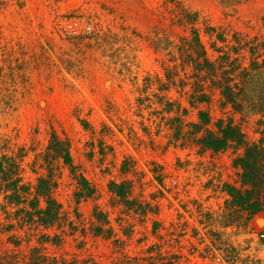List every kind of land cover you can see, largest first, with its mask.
<instances>
[{
	"label": "rangeland",
	"instance_id": "obj_1",
	"mask_svg": "<svg viewBox=\"0 0 264 264\" xmlns=\"http://www.w3.org/2000/svg\"><path fill=\"white\" fill-rule=\"evenodd\" d=\"M179 9L197 15L211 59L227 51L245 62L251 47L264 58V0H0V86L14 99L11 107L0 102V158L18 164L16 195L0 192V264H35L39 255L45 264H116L121 253L132 264H264V211L261 224L226 208L227 187L240 186L233 161L243 147L212 151L176 132L180 125L187 134L207 110L209 129L230 121L247 143L264 145L263 118L253 107L223 104L217 92L210 103H191V69L176 59L190 35L176 22ZM165 101L174 103L168 112ZM52 131L68 141L73 170L58 157L43 161ZM127 158L134 174L120 172ZM48 168L58 204L50 226L38 220L46 204L35 195ZM123 180L135 185L127 206L108 190ZM94 208L107 213L109 238L95 234Z\"/></svg>",
	"mask_w": 264,
	"mask_h": 264
},
{
	"label": "trees",
	"instance_id": "obj_2",
	"mask_svg": "<svg viewBox=\"0 0 264 264\" xmlns=\"http://www.w3.org/2000/svg\"><path fill=\"white\" fill-rule=\"evenodd\" d=\"M176 22L185 28L189 26L190 31L189 37H184L182 43L178 45V57H176V59L180 60L183 67L191 69L190 74L185 76L186 83H193V90L190 94L192 98L191 103L195 102L196 105L199 103H210L213 95L217 92L222 97L223 104H229L234 109H241L246 106L248 108H255L258 111L257 113L261 115V119L263 118L260 122L264 123V58L257 59L258 55L253 53L254 47H251L249 48V52L251 51L253 56L245 62L239 59L238 54L236 57L230 58L227 51L213 60L207 54V49L201 41L199 30L195 27V24L198 22L197 15L195 13H188L184 9H179V18H177ZM205 32L208 35H212L211 33L213 30L210 27H206ZM215 34V40H224L221 33ZM243 45L244 43L239 45L240 50L243 48ZM210 48L213 51H219L221 47H217L216 49L212 42ZM240 50L234 47L236 53ZM171 72L172 70L169 71L170 74ZM169 77L170 75L167 73V78ZM195 83H199L197 89H195ZM203 83H210L211 85L205 89ZM167 85L171 84L166 83V86L164 85V90L169 89ZM207 89L210 92L207 93ZM2 90L7 89L0 86V102L6 107H11L14 101L12 94L2 93ZM173 104V102L169 101L164 102V106L168 107V109H166L167 112L170 111V106ZM197 116L198 120L191 123V130L187 134H181V126L176 125V132L179 138L187 141L194 135L195 142L201 148L210 149L212 151L221 150L231 143L243 147L241 156L235 158L233 161L241 170L240 186L227 187L229 199L226 203V208L229 214L238 215L241 218L243 217L245 222L252 220L254 222L259 221L262 224L259 215L264 211V145L261 143H247L239 125H235L230 121L224 125L222 122L218 121L216 130L209 129L207 126L209 122L207 110H198ZM182 135H184V137H182ZM57 157L73 170L68 141L60 138L56 132L52 131L43 154V161L50 164L51 160ZM17 169L18 164L12 161L11 158H0V192L12 190V192L9 193V197L11 195H16V182L18 181V177H16L15 171ZM120 172L124 175L130 173L134 174L136 171L133 161L128 160V158L125 159L120 166ZM78 183L80 190L83 191L87 197L92 194L93 188L88 185L84 177L78 175ZM138 183V187L141 189L143 183L139 180ZM53 187H55V181L52 178L51 170L48 168V174L38 178L35 187L36 197L44 198L46 204L43 210H36V213L39 214L38 220L47 226L52 225L58 218V204L51 197ZM134 187L135 185L133 182L128 180L120 182L110 181L108 184L109 192L117 198V202L125 206L134 203V200L130 201ZM80 194L81 193H77L76 197L79 198ZM137 205L139 207V212H143L145 207L143 201L139 200ZM93 218L98 223L94 228L95 234L106 233V238H109L112 235V230L109 225L110 221L107 213L94 208ZM235 219L239 220V218L236 217L234 220ZM106 225L109 226L104 228ZM116 246L117 248L119 247L118 250H121L120 248L122 247L118 243ZM120 257L121 258L116 264H132V261L135 260L122 253ZM147 261V264H169V261L156 258H150L147 259ZM44 262H47L46 257L39 255L35 264H45ZM59 264L97 263H88V261L79 263L76 260L69 261L62 258Z\"/></svg>",
	"mask_w": 264,
	"mask_h": 264
},
{
	"label": "built area",
	"instance_id": "obj_3",
	"mask_svg": "<svg viewBox=\"0 0 264 264\" xmlns=\"http://www.w3.org/2000/svg\"><path fill=\"white\" fill-rule=\"evenodd\" d=\"M66 28H67V30L66 31H68V32H70V33H76V27L74 26V25H72V24H68L67 26H66Z\"/></svg>",
	"mask_w": 264,
	"mask_h": 264
}]
</instances>
